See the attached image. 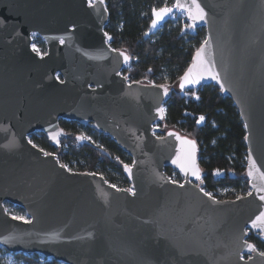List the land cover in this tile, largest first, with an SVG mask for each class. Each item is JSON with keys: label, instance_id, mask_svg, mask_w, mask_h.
Listing matches in <instances>:
<instances>
[{"label": "water", "instance_id": "obj_1", "mask_svg": "<svg viewBox=\"0 0 264 264\" xmlns=\"http://www.w3.org/2000/svg\"><path fill=\"white\" fill-rule=\"evenodd\" d=\"M197 2L203 21L181 13L191 29H205L209 43L198 49L219 80L197 62L194 75L203 78L181 87L196 50L176 87L215 84L231 100L245 130L252 195L218 200L200 191L198 144L175 130L158 135L169 90L129 83L121 74L130 57L113 51L105 36V0H92V7L88 0H0V247L6 252L62 264H264L247 247L249 232L264 239V230L251 227L264 211V192L257 191L264 181L255 169L248 176L249 157L264 172V0ZM33 36L44 54L33 51ZM61 120L91 125L126 153L131 173L122 170L132 191L95 173L69 171L28 142L39 132L58 148ZM184 141L195 142L200 180L179 167L192 164V145ZM167 167L181 183H172ZM5 204L22 209L31 223L13 219L19 216Z\"/></svg>", "mask_w": 264, "mask_h": 264}, {"label": "trees", "instance_id": "obj_2", "mask_svg": "<svg viewBox=\"0 0 264 264\" xmlns=\"http://www.w3.org/2000/svg\"><path fill=\"white\" fill-rule=\"evenodd\" d=\"M164 2L105 0L109 14L105 32L110 37L109 44L115 50L125 51L130 57L121 74L129 83L163 85L169 90L164 103V119L156 124L158 135L175 130L197 142L198 161L203 174L199 186L205 192L218 200L245 196L249 192L245 177V130L233 103L221 94L215 84L184 92L176 87L195 51L204 41L205 29L198 27L193 30L186 27L188 24L184 16H170L156 32H151L152 10L163 7ZM33 43L41 52L45 50L40 38ZM201 116L204 117L202 121ZM59 125L65 136L58 148L53 147L39 132L31 134L29 140L44 152L54 154L69 171L95 173L118 189L129 188L122 166L130 165L131 159L112 140L96 132L91 125L64 120ZM83 133L91 135L94 142L79 139ZM165 173L172 181L180 182L173 176L171 167H167ZM5 208L9 209V215H24L22 209L10 204H5ZM247 240L257 251L264 252V242L253 233H248ZM16 256L22 257L21 254ZM27 262L40 264L30 259ZM0 264H3L1 259ZM43 264L58 263L51 260Z\"/></svg>", "mask_w": 264, "mask_h": 264}, {"label": "snow or ice", "instance_id": "obj_3", "mask_svg": "<svg viewBox=\"0 0 264 264\" xmlns=\"http://www.w3.org/2000/svg\"><path fill=\"white\" fill-rule=\"evenodd\" d=\"M89 2V6L92 7L94 6L92 3V0H88ZM100 4L104 3V0H99ZM173 8L176 9V11L179 12H183L185 13L189 19H191L192 21H203L205 19V12L204 9L201 7V5L197 2V0H191V5H186L184 3H181L180 0H175V3L173 5V7H168L167 5L160 7L159 9H153V15L155 17V19L152 20V27L155 28L157 26L158 21L162 20L166 15H169L173 12ZM194 24L192 25H186V27H193ZM145 35H147V33H145ZM105 36H107V33H105ZM110 39V38H109ZM61 43H63V40L61 39ZM209 42L207 40L204 41V45H207ZM33 51L38 52L39 50L36 48L35 45L32 46ZM113 51H115L113 49ZM204 51L203 46L200 49H197L196 51V55L193 58V64L191 67L188 68V70L185 72L184 76L181 78V87L184 86L185 83L188 84H195L199 82V79L203 78V73H201L199 76L194 75V68L197 65V62H199L201 65H205L206 67L204 68V71H206L208 73L209 76H211L212 79L215 80H219L218 74H214L213 73V67L214 65H211L208 61L204 60L202 58V53ZM120 55H122L124 57V62L127 63L129 60V57L127 55H125L124 53H120ZM160 87H162L164 89V93L167 94L168 89L161 85ZM221 89H223V85L221 84ZM159 112H163L164 109L160 108L158 109ZM200 120H204V117L201 116ZM59 135V133H55L52 134V139L55 140L56 137ZM171 135V133H170ZM79 139H89L88 137H79ZM177 139H180L177 136ZM30 144L32 143L31 140L28 141ZM184 143L187 144H191L192 148H193V158H192V164L190 167H186L184 163H179V167L181 169L182 172H185L187 174L188 171L191 172V174L197 179L200 180L201 176H200V171L198 168L195 167L194 164V149H195V142L193 141H184ZM33 147H35V145H33ZM41 151H43V149H41ZM44 155H50L49 153H44ZM250 159V169L248 171V176L251 178L254 176L253 173V169H255V172L258 174V178L261 181H264V172H260L259 168H256L255 165V161H251ZM179 162V153L177 154V159L173 160L174 164H177ZM61 167H66L65 165H61ZM125 171H128L129 173H131V169L129 168L128 165H124ZM217 174H219V170H217ZM172 183H176L175 180L172 181ZM180 187H183V185H179ZM112 187H115L114 185ZM253 187L256 188L257 186L255 184H253ZM127 191H132L131 189H128ZM200 191L203 192V194L205 196H208L209 198H212V194L209 192H204L203 188H200ZM257 191L260 192H264V186H261L259 188H257ZM106 195V194H105ZM249 196L252 195L251 192L248 193ZM237 199H240V197H237ZM259 199L261 201H264V195H261L259 197ZM13 219H18V220H24L25 223H31V221L26 220L24 217H13ZM251 227L252 228H256V229H261L264 230V211L260 212V214L258 216H256V218L254 220L251 221ZM245 234H247V232H245ZM247 243V242H245ZM247 247L249 249V251H255V246L252 244H247ZM261 256H264V252H260L259 253ZM241 259H243V257H241ZM249 259H251V257H249Z\"/></svg>", "mask_w": 264, "mask_h": 264}, {"label": "rangeland", "instance_id": "obj_4", "mask_svg": "<svg viewBox=\"0 0 264 264\" xmlns=\"http://www.w3.org/2000/svg\"><path fill=\"white\" fill-rule=\"evenodd\" d=\"M165 5H167L168 7H173L174 3H171L170 0H165L163 6H165ZM174 10H175V8H173V12L171 14L166 15L162 20L158 21L157 26L155 28L152 27V23H151L150 24V31L151 32H156L170 16H171V18H175L176 16H183V13L176 12ZM153 19H155L154 15H153ZM36 38H38V37L33 36L34 40ZM32 45H35V44L32 43ZM36 48L39 50L38 46H36ZM82 136L83 137H88L89 139H86V140H88L90 142H94L93 137L91 135H89L87 133H83ZM172 171H173V176L175 178H179L180 179V182H178V183H181L183 178L179 175L178 172L175 171L174 168H172ZM217 193L220 194V195L222 194L221 191H218ZM5 209L7 211H9V209H7V208H5ZM14 216L24 217L25 219H27V216L25 215V213H24V215H15L14 214ZM16 255H19V254H12V253L6 252L3 248L0 247V259L2 260L3 264H29L27 262V259L34 260L36 262H39L40 264H43V263L51 261L50 259H45L41 255H38V254H30V255L21 254L22 257H17ZM58 264H62V263H58Z\"/></svg>", "mask_w": 264, "mask_h": 264}, {"label": "flooded vegetation", "instance_id": "obj_5", "mask_svg": "<svg viewBox=\"0 0 264 264\" xmlns=\"http://www.w3.org/2000/svg\"><path fill=\"white\" fill-rule=\"evenodd\" d=\"M34 40V39H33ZM42 41V40H41ZM33 43V42H32ZM45 50H46V48H45ZM45 50L43 51V52H40L41 54H44L45 53ZM255 236H256V238L257 239H259V240H261V241H263L264 242V239L262 238V237H260L258 234H255V233H253Z\"/></svg>", "mask_w": 264, "mask_h": 264}, {"label": "built area", "instance_id": "obj_6", "mask_svg": "<svg viewBox=\"0 0 264 264\" xmlns=\"http://www.w3.org/2000/svg\"><path fill=\"white\" fill-rule=\"evenodd\" d=\"M33 46V45H32ZM40 52V51H39Z\"/></svg>", "mask_w": 264, "mask_h": 264}]
</instances>
